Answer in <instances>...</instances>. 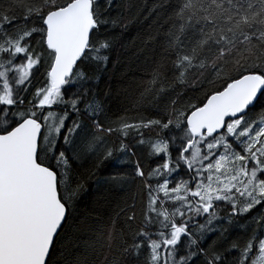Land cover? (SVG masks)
<instances>
[{
	"label": "snow or ice",
	"instance_id": "6c2138e0",
	"mask_svg": "<svg viewBox=\"0 0 264 264\" xmlns=\"http://www.w3.org/2000/svg\"><path fill=\"white\" fill-rule=\"evenodd\" d=\"M118 9L0 0V264H264V0H160L113 119Z\"/></svg>",
	"mask_w": 264,
	"mask_h": 264
},
{
	"label": "trees",
	"instance_id": "16d2710c",
	"mask_svg": "<svg viewBox=\"0 0 264 264\" xmlns=\"http://www.w3.org/2000/svg\"><path fill=\"white\" fill-rule=\"evenodd\" d=\"M159 2L160 0H116L119 9L112 16L119 17V20L111 31L114 47L107 70L101 76L100 85L104 91L110 92L108 103L115 113L113 119L124 115V110L131 108L130 100L136 88L135 82L147 79L144 69L150 52L145 47L144 40L157 27V16L150 10ZM128 115L135 113L129 111ZM137 151L144 153L146 149ZM118 170L119 166L110 168L102 175H112ZM87 203L86 197L80 205L82 211Z\"/></svg>",
	"mask_w": 264,
	"mask_h": 264
}]
</instances>
